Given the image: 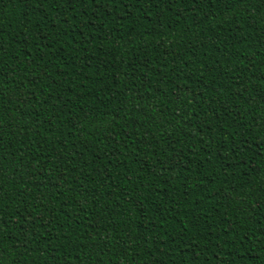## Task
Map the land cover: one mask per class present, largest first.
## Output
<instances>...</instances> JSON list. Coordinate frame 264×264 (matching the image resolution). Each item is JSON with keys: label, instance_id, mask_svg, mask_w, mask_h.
Wrapping results in <instances>:
<instances>
[{"label": "trees", "instance_id": "obj_1", "mask_svg": "<svg viewBox=\"0 0 264 264\" xmlns=\"http://www.w3.org/2000/svg\"><path fill=\"white\" fill-rule=\"evenodd\" d=\"M0 264H264V0H0Z\"/></svg>", "mask_w": 264, "mask_h": 264}]
</instances>
